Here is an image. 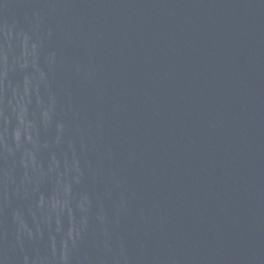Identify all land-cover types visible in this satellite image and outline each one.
<instances>
[{
	"label": "water",
	"instance_id": "obj_1",
	"mask_svg": "<svg viewBox=\"0 0 264 264\" xmlns=\"http://www.w3.org/2000/svg\"><path fill=\"white\" fill-rule=\"evenodd\" d=\"M0 264H264V0H0Z\"/></svg>",
	"mask_w": 264,
	"mask_h": 264
}]
</instances>
